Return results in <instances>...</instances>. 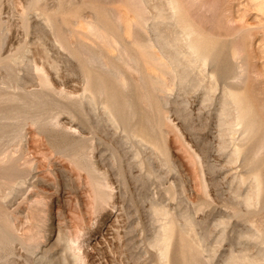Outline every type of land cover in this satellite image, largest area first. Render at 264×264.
I'll return each instance as SVG.
<instances>
[{
	"label": "rangeland",
	"instance_id": "1",
	"mask_svg": "<svg viewBox=\"0 0 264 264\" xmlns=\"http://www.w3.org/2000/svg\"><path fill=\"white\" fill-rule=\"evenodd\" d=\"M230 90L264 128V0H0V264H264Z\"/></svg>",
	"mask_w": 264,
	"mask_h": 264
},
{
	"label": "bare ground",
	"instance_id": "2",
	"mask_svg": "<svg viewBox=\"0 0 264 264\" xmlns=\"http://www.w3.org/2000/svg\"><path fill=\"white\" fill-rule=\"evenodd\" d=\"M176 4V3H175ZM180 6V5H179ZM180 8V7H179ZM178 9V8H177ZM180 10H181V8H180ZM180 10H179V12H180ZM178 12V13H179ZM160 13V12H159ZM177 13V14H178ZM163 14V13H162ZM175 14V13H174ZM182 16V15H181ZM166 17V16H165ZM178 20V22H179V19H177ZM182 20V19H181ZM182 21H180L179 23H181ZM181 24H183V22L181 23ZM180 24V25H181ZM96 27V26H95ZM100 27V26H99ZM185 27H187L186 25H185ZM184 27V28H185ZM182 28H183V26H182ZM187 30V29H186ZM188 35L187 36H185L186 37V39H187V42H188V48L190 49V51H193V53H195V54H197V58L198 57H200L199 56V54H201L200 52H202L204 49H203V47H202V50H200L201 49V46H204V44L203 45H198L199 44V41L197 42V40L200 38V37H198V39H196L195 40V38L196 37H193V33H190V32H188L187 33ZM192 35V36H191ZM181 36V35H180ZM184 37V38H185ZM202 41L204 40V39H202V37L200 38ZM205 41V40H204ZM107 42V41H106ZM207 42V41H206ZM200 43H202L201 41H200ZM205 43V42H204ZM175 44V43H174ZM180 44V43H179ZM209 44V43H208ZM181 45V44H180ZM183 45V44H182ZM210 45V44H209ZM172 46V45H171ZM198 46H200L199 48H198ZM208 47H206L205 48V50L207 51V53H209L210 52V50L208 51V49H207ZM198 49H199V51H198ZM126 50V49H125ZM151 50V49H150ZM204 50V51H205ZM211 50H213V49H211ZM164 51V50H163ZM189 51V52H190ZM203 51V52H204ZM126 52V51H125ZM203 52H202V54H203ZM151 53V52H150ZM193 53L191 54V55H193ZM128 54V53H127ZM194 54V55H195ZM201 54V56H203ZM212 54V53H211ZM236 54H238V53H236ZM87 55V54H86ZM97 55V54H96ZM100 55V54H99ZM121 55V54H120ZM208 55V56H207ZM206 55V52H205V55L204 56H206L208 59L210 58L209 56H210V54H207ZM239 55V54H238ZM130 56V55H129ZM154 56V55H153ZM180 56V55H179ZM190 56V55H189ZM94 57V56H93ZM122 57V56H121ZM191 57V56H190ZM193 57V56H192ZM204 58V60H202V64H203V61L205 62L206 60H207V58ZM240 57V56H239ZM185 58V57H184ZM189 58V57H188ZM197 58H194V59H197ZM203 58V57H202ZM201 58V59H202ZM133 59V58H132ZM136 59H137V57H136ZM169 60V59H168ZM88 61V60H87ZM154 61H156V60H154ZM160 61V60H159ZM158 61V62H159ZM167 61V60H166ZM168 62V61H167ZM173 62H175V61H173ZM200 62V61H199ZM90 63V62H89ZM172 63V62H171ZM178 63H179V61H178ZM207 63V62H206ZM238 63V62H237ZM98 64V63H97ZM96 65V64H95ZM108 65V64H107ZM168 65V64H167ZM190 65V64H189ZM127 67H129L128 65H126ZM239 66V65H238ZM118 67V66H117ZM164 67V66H163ZM167 67V66H166ZM171 69V68H170ZM113 71V70H112ZM165 71H166V69H165ZM166 74V73H165ZM120 76V75H119ZM118 76V77H119ZM44 76H42V78H43ZM111 77V76H110ZM155 77V76H154ZM158 77V76H157ZM123 78L124 77H121V82L123 81ZM118 79H120V78H118ZM156 79V78H155ZM241 79V78H240ZM239 79V80H240ZM88 80V79H87ZM178 80V79H177ZM180 80V79H179ZM145 81V80H144ZM87 83V82H86ZM149 83V82H148ZM183 83V82H182ZM117 85V84H116ZM125 85V82H124V84H123V86ZM118 87V86H117ZM94 88V87H93ZM151 88V87H150ZM149 88V89H150ZM122 91V90H121ZM231 91V90H230ZM229 91V92H230ZM233 91V90H232ZM232 91H231V104H232V106L234 107L233 109V114H232V118H231V120H232V130L233 131H231V129H230V131L232 132V133H234V134H236V133H240V138H239V140H238V143H236V145H235V150H234V154H233V156L232 157H234V159H233V161L235 160V162H239V161H241V165H242V167L243 168H251V167H253V166H256L261 160H262V158H263V156H264V141H261L260 140V138H259V135H261V133H263V132H261L262 131V129H264V128H262V126H261V124L259 123V121H258V119L256 118V116L254 115V108H252L253 106H251L250 105V103H246V101L245 100H243V99H245V98H242L241 96H239L237 93H235V92H237V91H235L234 90V92H233V94H232ZM100 93H102V92H100ZM100 93H96V95H101ZM226 93V92H225ZM35 94V93H34ZM119 94V93H118ZM96 95H94V99L96 98ZM103 95V94H102ZM116 95V94H115ZM39 96V95H38ZM91 96V95H90ZM227 96L228 95H226L225 97H226V99H227ZM35 97H37V96H35ZM98 97V96H97ZM230 97V96H229ZM12 99H14L13 97H11ZM100 98V97H99ZM151 98V97H150ZM12 99H11V101H12ZM18 99V98H17ZM97 99V98H96ZM16 100V99H15ZM19 100V99H18ZM100 100V99H99ZM14 101V100H13ZM20 101V100H19ZM227 102V101H226ZM228 104H229V100H228V102H227ZM32 105V104H31ZM106 105V104H105ZM110 105H111V103H110ZM114 104H112V106H113ZM107 106V105H106ZM229 106V105H228ZM108 107V106H107ZM263 107V106H262ZM112 108H115V106H113ZM111 108V109H112ZM118 108V107H117ZM126 108V107H125ZM264 108V107H263ZM109 111H110V108L108 109ZM113 110V109H112ZM112 110H111V112H112ZM108 111V112H109ZM22 112V111H21ZM32 112H34V111H32ZM110 112V113H111ZM114 114V113H113ZM116 115H118L117 113H115ZM134 114V113H133ZM259 114V113H258ZM131 116V115H130ZM114 117H115V115H114ZM260 117V116H259ZM231 120H229V121H231ZM117 121V120H116ZM230 123V122H229ZM264 123V122H263ZM231 127V126H230ZM233 134V135H234ZM136 136V135H135ZM141 136V135H140ZM235 138V137H234ZM257 140V142L255 143L256 144V147L254 146V148L252 149V144L255 142ZM152 142V141H151ZM251 144V145H250ZM86 152V151H85ZM88 153V152H87ZM95 170V169H94ZM255 171V170H254ZM258 171L259 172H257V170H256V172H254L253 174H252V180H253V182H254V192H253V196H255L256 198V201H253L254 199H253V196L252 197H250L251 199H250V201H248L249 202V204L250 205H252L253 207H255L254 205H256V204H258L259 205V200H260V198L262 197V195H263V192H264V172H262V170L260 171L259 169H258ZM253 172V171H252ZM249 175H251V173L249 174ZM248 175V176H249ZM251 177H249V179L251 178ZM244 179H246V176H245V178ZM243 179V180H244ZM248 180V179H247ZM245 182H246V180H245ZM252 185V186H253ZM252 186H251V188H252ZM252 193V192H251ZM250 195V194H249ZM109 196V195H108ZM247 196V195H246ZM262 200V199H261ZM247 205V204H246ZM164 214V213H163ZM166 232V231H165ZM164 232V233H165ZM257 232V231H256ZM167 235V234H166ZM165 234H163V236H164V239H165V236H166ZM167 236H169V235H167ZM257 236L258 237H260V238H262L263 237V234H262V231H260V230H258V234H257ZM168 238V237H167ZM161 239V238H160ZM160 239H158V241H156L155 243H157V242H159V240ZM171 238H170V236H169V238H168V240H166L165 239V241L167 242V241H169ZM70 240V239H69ZM259 240V239H258ZM161 241V240H160ZM70 242V241H69ZM73 242V241H72ZM75 242V241H74ZM74 242H73V244H74ZM171 242V241H170ZM263 242V241H262ZM161 243H164L163 242V239H162V242ZM71 244V246L73 245L72 243H70ZM158 244V243H157ZM171 245V244H170ZM163 246V245H162ZM159 247H161V244H160V246ZM169 247H171V246H169ZM71 248V247H70ZM161 248H162V251H161ZM159 250H160V254H161V256H160V254H159V256H160V258L162 259V263L163 264H167V258H168V255H169V253H171V251L168 253V251H169V249L170 248H168V245L165 243L164 244V247H161ZM190 249H191V247H190ZM196 249V248H195ZM196 251V250H195ZM194 251V252H195ZM191 252V251H190ZM196 253V252H195ZM198 254V253H197ZM193 257H195L194 255H192ZM171 258V257H170ZM170 260V259H169ZM194 261V260H193ZM256 263V262H255ZM191 264V263H190Z\"/></svg>",
	"mask_w": 264,
	"mask_h": 264
}]
</instances>
